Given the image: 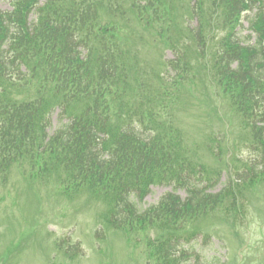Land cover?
Wrapping results in <instances>:
<instances>
[{"label":"trees","instance_id":"16d2710c","mask_svg":"<svg viewBox=\"0 0 264 264\" xmlns=\"http://www.w3.org/2000/svg\"><path fill=\"white\" fill-rule=\"evenodd\" d=\"M39 1L13 0L12 12L0 11V173L23 160L33 166L42 163L45 173H67L68 181L98 191L105 207L102 228L144 232L153 225L158 228L159 221L161 230L173 225L174 234L160 236L154 246L150 239L144 241L164 259L175 256L180 229L211 199L174 166L177 137L182 139L184 131L175 125L179 112L167 107L191 95L184 87L168 91L175 80L193 79L197 88L192 74L198 57L187 46L185 63L175 75H160L154 68V75L147 74L138 65L139 37L124 34L123 22L129 17L114 24L119 12L112 1L48 0L38 6ZM219 1L234 21L250 0ZM34 10L37 21L28 24ZM190 33L198 41L204 32L200 28ZM231 40L229 34L219 43L221 48L206 43H197V48L208 64L205 54L213 56L214 79L220 85L232 80L234 87H242L244 102L249 99L256 110L264 96L255 94L257 88L252 91L255 85L248 77L264 84V67H257L264 48L247 53ZM236 61L240 66L232 70ZM201 72L211 83L209 67ZM57 108L61 124L49 137L50 114ZM261 123L264 131V118ZM260 149L264 151V143ZM175 183L187 189V200L167 194L151 209L136 208L132 198L142 200L150 186ZM156 255L152 257L159 263Z\"/></svg>","mask_w":264,"mask_h":264},{"label":"rangeland","instance_id":"374dc122","mask_svg":"<svg viewBox=\"0 0 264 264\" xmlns=\"http://www.w3.org/2000/svg\"><path fill=\"white\" fill-rule=\"evenodd\" d=\"M185 2L189 3V0ZM0 8L8 9L6 0H0ZM121 11L127 12V9ZM244 26L247 27L246 24ZM179 38L176 35L171 37L173 41ZM161 56L159 49L151 48L147 50L144 58L147 63H154V66L161 61ZM170 56L172 55H168ZM200 113L202 109L196 104L193 108L188 106L187 110L184 108L177 121L184 127L187 124L193 125ZM203 118L206 119V116ZM54 120H57V114L54 115ZM234 139L231 136V140ZM237 143V149L233 148V144L229 145L231 151L247 158L250 149L241 140ZM228 152L229 150L225 151V155ZM202 153L208 156L206 152L202 151ZM213 162L212 160L210 164L216 166ZM221 168L223 171L227 167L222 166ZM19 179H23L22 174L16 169L9 188L0 190V197H8L6 201L8 206L13 204L12 199L16 195H14L13 186L18 185ZM27 187L31 192L29 198L19 200L23 201L22 205L10 210L13 212L15 209L14 212H16L13 215L18 219L16 229H4L10 225L9 215H0L3 216L1 219L3 227H0V251H4L0 256L1 262L7 263L8 251L16 248L19 250L16 264H147L149 258L142 245L137 246L132 238H129V233L109 231L106 232L104 241L96 238L95 232L100 228L97 217L105 210L104 205L95 199L99 198L98 193H82L75 203H71L65 197L57 198V193L53 196H46L47 189L50 192L54 191L52 186L46 188L35 183L27 184ZM163 193V188H156L153 194L146 198L147 204L157 203ZM183 196H185L184 193ZM250 201L253 215L260 216L262 219H255L252 226L241 231L242 234L236 235V231L231 226L223 224L219 217L209 219L208 223L203 220L194 223L195 227L204 229V234L225 241L227 248L217 249L218 253H216L221 255V261H227V264H264V184L250 195ZM35 202L40 206L31 209L30 204L35 205ZM34 222L38 223L35 226L37 231L35 237L30 238V234L26 231ZM22 226L25 227L22 228ZM69 237L72 243H78L85 253L76 263H70L63 254L56 257L54 243L64 241V239L68 241Z\"/></svg>","mask_w":264,"mask_h":264}]
</instances>
